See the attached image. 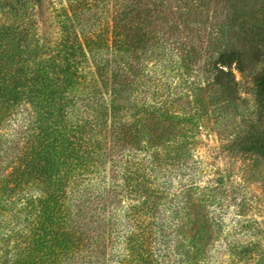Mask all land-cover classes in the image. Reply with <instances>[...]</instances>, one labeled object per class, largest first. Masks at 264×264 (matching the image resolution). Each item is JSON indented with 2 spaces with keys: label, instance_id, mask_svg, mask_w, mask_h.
<instances>
[{
  "label": "trees",
  "instance_id": "obj_1",
  "mask_svg": "<svg viewBox=\"0 0 264 264\" xmlns=\"http://www.w3.org/2000/svg\"><path fill=\"white\" fill-rule=\"evenodd\" d=\"M25 2L0 0V13L13 18L0 21V130L19 112L24 120L22 146L3 148L9 138L0 132V264H206L223 215L198 181L174 190L173 142L192 144V130L178 127L194 117L156 107L158 83L141 79L146 42L171 30L184 69L196 67V77L233 99L232 67L243 72L256 61L264 29L253 27L254 44L249 36L239 47L204 50L201 61V51L183 46L190 4L111 0L102 7L112 13L96 24L64 8L45 13L42 0L32 17ZM232 21L224 29L235 35ZM251 149L264 158V145Z\"/></svg>",
  "mask_w": 264,
  "mask_h": 264
},
{
  "label": "rangeland",
  "instance_id": "obj_2",
  "mask_svg": "<svg viewBox=\"0 0 264 264\" xmlns=\"http://www.w3.org/2000/svg\"><path fill=\"white\" fill-rule=\"evenodd\" d=\"M69 1L71 5L67 0H42L43 9L45 13L55 9V13H59L58 9L62 12L63 8L70 14L80 12L82 17L90 18L96 24L107 12H111L108 7H102L103 3L106 5L111 0ZM197 1L170 0L169 3L181 11H186L190 4V29L183 34H188L183 46H192L201 51V61L206 57V54L202 55L204 50L217 52L231 44L239 47L248 41L256 27L264 29V0ZM194 2L200 6L194 7ZM25 3L27 13L40 17V9L35 7L34 0H26ZM166 9L171 11L170 6ZM158 11L160 15L165 14L160 7ZM196 14L206 18L200 26L192 21ZM170 16L171 13H168ZM228 17L233 19L230 25L235 35L234 32L227 34L224 29ZM161 18L163 20L160 21L164 23L162 27H169L166 17ZM12 19L0 13V21ZM54 29L52 26L46 31L50 35ZM170 34L171 30L160 32L158 41L151 36L146 42L149 49L148 66L141 79L144 83L149 79L158 83L160 97L155 98L156 107L168 108L182 118L194 117L190 124L180 120L178 127L180 133L183 127L192 130V144L184 145L178 138L173 142L174 159L180 161L178 164L175 162L174 190L179 195L178 186L181 183L198 181L205 188L207 202L223 215L211 237L206 264H264V158L251 149L254 144L264 145V47L258 49L256 61L247 63L243 72L232 67L237 82L236 92L233 99H225L218 87L211 84V79L204 78L205 74L199 72L195 76L196 67H190L188 71L184 69L179 61L177 45H174ZM258 36H264V31ZM251 38L254 44L257 38ZM195 80H199L196 87L202 89L198 97L201 106L198 100L194 102L192 95ZM151 91L147 90L146 94ZM150 97L147 96V99ZM20 113L12 118L8 127L4 125L0 130L9 138L3 148L9 144L23 145V127L19 126L24 124L17 122L24 121ZM197 127L198 132L195 130ZM12 151L8 148L7 153ZM183 153L185 157H181ZM4 159L2 157V162ZM193 197V193L187 192L188 199Z\"/></svg>",
  "mask_w": 264,
  "mask_h": 264
}]
</instances>
